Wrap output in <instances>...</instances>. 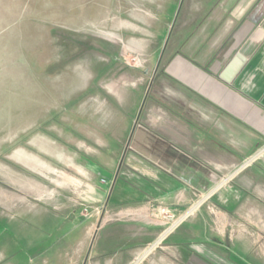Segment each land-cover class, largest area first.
Here are the masks:
<instances>
[{
	"label": "rangeland",
	"instance_id": "374dc122",
	"mask_svg": "<svg viewBox=\"0 0 264 264\" xmlns=\"http://www.w3.org/2000/svg\"><path fill=\"white\" fill-rule=\"evenodd\" d=\"M251 1L0 0V264H264L212 193L142 258L157 239L100 250L95 229L133 147L190 131Z\"/></svg>",
	"mask_w": 264,
	"mask_h": 264
},
{
	"label": "crops",
	"instance_id": "0c3cea01",
	"mask_svg": "<svg viewBox=\"0 0 264 264\" xmlns=\"http://www.w3.org/2000/svg\"><path fill=\"white\" fill-rule=\"evenodd\" d=\"M247 3L245 8L253 7L248 15L239 23L235 17L228 22L230 28L236 22L239 27L217 64L221 72L240 51L246 56L244 65L231 82L199 74L197 87L203 95L191 97L190 131L180 124L174 144L144 138L141 146L133 147L127 169L112 181L110 213L95 222L100 250L121 251L127 244L159 239L171 218L178 219L177 226H190L188 218L200 193H212L229 217H238L233 223L229 218L228 224L237 226L239 241L263 246L264 0ZM224 40L215 45L216 51ZM252 153L255 159L242 163ZM231 167L237 169L227 174ZM220 175L227 177L218 183ZM229 179L230 184L222 186Z\"/></svg>",
	"mask_w": 264,
	"mask_h": 264
},
{
	"label": "water",
	"instance_id": "95a60500",
	"mask_svg": "<svg viewBox=\"0 0 264 264\" xmlns=\"http://www.w3.org/2000/svg\"><path fill=\"white\" fill-rule=\"evenodd\" d=\"M245 61L246 56L238 51L220 72L219 77L226 82H231L240 71Z\"/></svg>",
	"mask_w": 264,
	"mask_h": 264
},
{
	"label": "bare ground",
	"instance_id": "6f19581e",
	"mask_svg": "<svg viewBox=\"0 0 264 264\" xmlns=\"http://www.w3.org/2000/svg\"><path fill=\"white\" fill-rule=\"evenodd\" d=\"M204 198H206V195L202 198V199H204ZM202 200H200V201H198L196 204H195V206L192 208V209H194V208H196L198 205H199V203L201 202ZM178 223V219L176 218V219H174L173 220V222H172V224H171V226L169 227V228H167L162 234H161V236L159 237V239H157L152 245H151V247L149 248L150 250L170 231V230H172L173 228H174V226L176 225ZM147 254V252L143 255V256H145ZM142 256V257H143ZM141 257V258H142Z\"/></svg>",
	"mask_w": 264,
	"mask_h": 264
},
{
	"label": "built area",
	"instance_id": "2783aa9c",
	"mask_svg": "<svg viewBox=\"0 0 264 264\" xmlns=\"http://www.w3.org/2000/svg\"><path fill=\"white\" fill-rule=\"evenodd\" d=\"M264 23V22H263ZM255 154L254 155H252L250 158H248L247 160H246V163H250L251 161H253L254 159H255Z\"/></svg>",
	"mask_w": 264,
	"mask_h": 264
}]
</instances>
